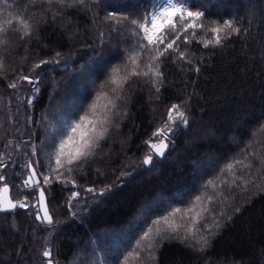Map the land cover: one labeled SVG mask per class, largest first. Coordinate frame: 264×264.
Instances as JSON below:
<instances>
[{
  "label": "trees",
  "instance_id": "16d2710c",
  "mask_svg": "<svg viewBox=\"0 0 264 264\" xmlns=\"http://www.w3.org/2000/svg\"><path fill=\"white\" fill-rule=\"evenodd\" d=\"M85 2L88 8L62 10L46 0H0V22L21 15L33 26L30 37L21 39L18 22L0 37L6 40L0 44V153L6 165L0 173L7 177L13 199L28 196L35 202L38 192L21 190L29 171L24 165L31 161L38 173L47 174L57 129L78 119L97 92L108 91L111 69L124 65L134 38L104 17L108 12L138 17L149 10L151 0ZM207 2V20L223 23L236 16L248 31L222 47L204 48L196 41L182 46L191 64L171 55L164 58L159 93L151 83L134 79L107 139L74 173L75 186H45L54 224L39 223L29 215L35 212L31 208L0 212V264H47L45 248L52 250L54 264H264V165L251 156V169L237 168L247 185L239 180L232 187L223 185V195L211 205L213 214L225 213L220 219L224 227L213 230L206 251L170 240L161 244L154 261L143 252L139 258L129 255L145 224L164 215L169 205H186L201 194L206 181L227 176L220 169L233 158L250 152L264 157V0ZM41 60L48 63L34 68ZM21 75H30L40 89L31 106L26 101L34 95L32 85L20 81L17 89L9 87ZM185 100L188 126L170 134L173 142L165 156H153L146 167L145 141L155 142L152 133L166 121L168 108ZM121 172L126 175L121 177ZM109 184L115 187L103 197L85 191ZM73 192L80 196L69 205ZM208 194L216 195L211 189ZM147 203L150 208L141 212ZM207 223L212 224L211 217Z\"/></svg>",
  "mask_w": 264,
  "mask_h": 264
},
{
  "label": "snow or ice",
  "instance_id": "6c2138e0",
  "mask_svg": "<svg viewBox=\"0 0 264 264\" xmlns=\"http://www.w3.org/2000/svg\"><path fill=\"white\" fill-rule=\"evenodd\" d=\"M46 2L49 6L53 3L58 4L62 10L74 9L78 6L88 8L85 0H46ZM194 7L204 10H193ZM208 9L207 0H151L149 10L141 13L138 17L108 12L104 20L113 23L115 28L128 29L125 35L134 38L131 49L125 51L124 65H117L111 69L105 82L111 85L108 91L97 92L93 102L83 114L79 115L78 119L64 122L57 129L56 134L51 138L53 151L49 156L47 174L38 173L31 161L24 165V168L29 171L22 181L21 190L28 192L29 195L38 192L37 195L33 196L34 203L29 201L28 196L22 200L13 199L10 196L7 177L0 173V182H2L0 212L14 213L18 208H31L35 209V212H30L29 215H34L41 224H54L48 206L50 192H47L45 186H50L53 182L71 183L75 186L74 173L80 171L82 163L96 155V150L100 148L101 142L107 139L109 130L113 127L114 118L121 115L120 109L127 102V88L131 86L134 79H143L151 83L155 91L159 93L164 79L161 71V63L164 58L171 55L175 60L187 61L191 64L192 61L188 58L186 51L181 50L182 46L186 49L188 45L196 41L202 44L204 48L222 47L234 35L238 36L242 31H248V29H242L240 18L236 16H233L232 19H224L223 23L218 20H207L206 12ZM17 22L20 28L16 30L21 32V39L32 35L33 26L30 20L17 15L14 19L0 22V37L6 36L12 30L11 26ZM209 34H211L210 39L207 38ZM4 43L6 40L0 39V44ZM47 63L48 61L41 60L34 65V68H40L41 65ZM3 67V58H0V70ZM195 71H200L198 66L195 67ZM20 81H26L33 86L31 90L34 95L26 101L31 106L35 94H38L40 89L35 86L36 81L30 75H21L17 81L9 84V87L17 89L20 86ZM104 87L105 85L102 84L101 89ZM187 105L188 101L185 100L179 104H172L168 108L166 121L152 133L155 142L153 139L145 141V144L149 146V153L144 157L143 164H151L153 156L163 157L169 148V144L173 142L170 134H174L181 126L185 128L188 126ZM126 114L125 111L123 115ZM260 127L264 129V125ZM11 143L12 141H9V144ZM16 146L19 147V145ZM36 151V145H32L33 156L36 155ZM260 151H264V149ZM3 156L4 154L0 153V168L6 167L3 163ZM249 156L264 165V157H261L257 152H250L242 159L233 158L224 168L220 169L221 174L226 173L227 176L206 181L202 186L201 194L189 200L186 205L183 207L169 205L164 215L157 216L151 221V224H145V230H143L129 255L134 254L139 258L143 252L147 254L149 260L154 261L156 259L155 253L161 244L170 240L184 243L193 251H206L210 247L209 237L214 234L213 230L218 231L224 227L220 219L225 217V213L221 211L218 215L213 214L211 205L216 203L217 196L223 195L221 191L223 185L232 187L237 184L238 180L247 185L248 181H243V177L237 175V168L239 166L240 170L251 169L253 164L249 160ZM52 159L55 161L54 166L51 163ZM125 175L124 172L120 173L121 177ZM228 177L231 179L229 180ZM217 179L220 181L219 184ZM114 187V184H109L99 189L89 187L85 191L92 193L94 197H103L108 195ZM209 189L216 195L208 194ZM260 191H264V188ZM79 196V192H73L68 201L69 205L73 199ZM235 211L239 212L240 209L236 208ZM75 214L74 212L73 215ZM209 217L212 219V224L207 223ZM226 219L231 220V216H227ZM13 227L15 226L13 225ZM42 255L47 258V264H54L51 249L45 248ZM234 264H240V262H234Z\"/></svg>",
  "mask_w": 264,
  "mask_h": 264
},
{
  "label": "rangeland",
  "instance_id": "374dc122",
  "mask_svg": "<svg viewBox=\"0 0 264 264\" xmlns=\"http://www.w3.org/2000/svg\"><path fill=\"white\" fill-rule=\"evenodd\" d=\"M50 132H52V130H51ZM47 136H48V134H47ZM148 204H149V203H147V204L145 205L146 207H143V209L141 208V212H144V210H146L147 207L150 208L151 204H149V205H148ZM148 208H147V209H148ZM141 216H142V215H140V217H141ZM138 217H139V216H138Z\"/></svg>",
  "mask_w": 264,
  "mask_h": 264
},
{
  "label": "water",
  "instance_id": "95a60500",
  "mask_svg": "<svg viewBox=\"0 0 264 264\" xmlns=\"http://www.w3.org/2000/svg\"><path fill=\"white\" fill-rule=\"evenodd\" d=\"M169 149V148H168ZM168 149L166 150V152L168 151ZM166 152H165V154H166ZM165 156V155H164ZM163 156V157H164ZM158 157V156H157ZM163 157H158V158H163ZM152 164V163H151ZM151 164H148V165H146V167H150L151 166ZM2 187V186H1ZM9 188H10V186H9ZM10 196H11V189H10ZM1 213H5V212H1ZM39 222V221H38ZM40 223V222H39Z\"/></svg>",
  "mask_w": 264,
  "mask_h": 264
}]
</instances>
